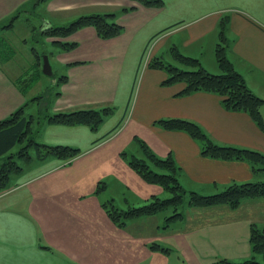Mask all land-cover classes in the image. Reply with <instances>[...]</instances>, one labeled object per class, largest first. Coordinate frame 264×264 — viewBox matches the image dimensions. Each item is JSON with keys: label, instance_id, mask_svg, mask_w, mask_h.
<instances>
[{"label": "crops", "instance_id": "0c3cea01", "mask_svg": "<svg viewBox=\"0 0 264 264\" xmlns=\"http://www.w3.org/2000/svg\"><path fill=\"white\" fill-rule=\"evenodd\" d=\"M31 1L0 0V26L10 24L3 21ZM163 1L162 7L137 0L48 1V13L62 12L74 21L83 15L113 12L124 27L123 33L109 39L100 38L93 26L61 38L76 46L60 47L57 53L67 79L59 84L48 112L106 106L114 107V112L97 130L82 123L40 125L39 142L70 145L80 154L67 160L33 159L13 178V185L0 193V264H171L173 253L187 264H222L220 259L241 261L250 256L251 227H264V197L245 199L235 209L226 205L190 209L185 229L165 228L161 237L159 214L135 218L120 227L103 206L117 200L113 194L103 196L110 187L132 194L135 183L140 189L134 202L160 197L162 188L144 182L121 155L135 137L158 156L175 160L180 167L178 178L187 190L210 194L234 182L264 178V171L258 172L251 162L205 156L200 141L158 123L168 118L192 120L217 144L264 153V130L248 113L226 109L213 92L181 94L185 84H164L166 70L149 62L142 65L141 60L154 40L153 59L163 60L169 44L198 58L208 71L207 58L221 69L216 48L223 33L227 58L248 87L264 98V0ZM48 21L47 25L53 23ZM18 79L7 77L0 86V121L26 102ZM128 123L135 128L125 136L123 128ZM138 130L142 137L135 133ZM91 156L96 162H87ZM158 242L169 250L153 247Z\"/></svg>", "mask_w": 264, "mask_h": 264}, {"label": "trees", "instance_id": "16d2710c", "mask_svg": "<svg viewBox=\"0 0 264 264\" xmlns=\"http://www.w3.org/2000/svg\"><path fill=\"white\" fill-rule=\"evenodd\" d=\"M37 1L39 3L43 0ZM137 1L149 7H162L164 5L163 0ZM125 10L129 9L125 8ZM18 14L19 12L11 17L10 24L5 27L12 25V21L18 17ZM115 16L116 13L113 12L83 15L69 25L47 27L43 33L56 37H67L83 27L93 26L100 38L109 39L120 35L124 31V27L114 20ZM56 42L64 49L76 46L75 42L60 40ZM225 43L226 38L222 33L221 41L216 48V57L222 70L221 73H211L201 64L198 58L184 55L176 48L175 58L179 60L181 66L166 64L161 58H154L150 66L166 70L168 77L163 81L164 84H185L184 89L180 92L181 94L186 95L198 91L216 93L221 97L222 104L226 109L248 113L264 130V118L261 112L264 98L255 94L245 83L243 76L234 68L226 56ZM36 71L38 72V68H36ZM66 79L67 76L62 75L59 84L66 81ZM16 83L21 91L25 93L26 91L20 86L21 78ZM34 99L41 101L42 96H34L32 100ZM26 105L19 107L9 117L0 121V193L9 189L13 185V178L22 174L25 165L31 163L36 157L44 159L53 156L67 160L80 154L78 148L70 145H49L39 142L36 139V133L41 124L73 125L82 123L89 125L93 130H97L105 118L114 112V107L106 106L100 109H81L51 114L46 107H41L34 115L26 113ZM158 123L167 130L183 131L200 141L203 145L202 153L205 156L221 160H247L253 164L258 172L264 171V153L249 148L217 144L210 139L198 123L192 120L168 118L160 119ZM135 141L139 144L142 154L129 155L125 151L121 155L144 181L160 186L163 190L171 193V196L161 198L153 195L150 202L141 206H131L127 209L119 208L112 200L104 203L106 213L120 227H124L132 219L160 214L170 208L173 209V213L166 217L167 227H169L170 222L184 220L186 215L181 210V206L185 203V196L187 195L189 199L185 208L188 209H205L221 205L235 209L245 199L264 197V180L245 183L234 182L224 190L210 194L187 190L178 178L180 167L171 156L162 158L155 154L144 140L135 137ZM32 148L36 150V156L34 157L31 154ZM249 242L251 253L248 258L241 261L220 259L218 263L264 264V227L261 228L257 224H253ZM153 247L163 251L169 250V248L162 247L159 244Z\"/></svg>", "mask_w": 264, "mask_h": 264}, {"label": "rangeland", "instance_id": "374dc122", "mask_svg": "<svg viewBox=\"0 0 264 264\" xmlns=\"http://www.w3.org/2000/svg\"><path fill=\"white\" fill-rule=\"evenodd\" d=\"M48 1L49 0H43L37 3L38 2L37 0H32L31 2L28 3V5L23 6V8H21L18 11L19 12L18 17L12 21V25L6 27L7 29L4 28L6 25L0 26V86L5 84L7 77L21 78L20 86L24 91H26L23 94L26 96L25 104H27L26 105L27 114L30 113L36 114L39 110V107L42 106L43 104L44 107H47L51 111L54 105L53 101H55V98L57 97V91L60 90L59 87L60 77L64 74V69L57 59V55H58L57 53L60 50V46L57 45L56 41L57 40L62 41L61 38L65 39L66 37L45 35L43 31L45 30V28L50 26L69 25L73 20H69V17L66 16V14H63L62 12H57L54 14L48 13L47 12V5L49 4ZM34 3H37L36 9H34L33 6ZM18 12H16V14ZM8 19L3 22L8 23L10 21V19L9 20ZM49 19L53 20V23L47 25V23H49L48 21ZM115 21L117 22V20ZM152 43L154 44V40L151 42L145 55L143 53V58L141 59L142 65L148 62L149 64H151V62L154 60L151 57ZM176 52L177 51H175V47L170 46L169 48V44H168V46L165 49V53L162 55L164 57L163 60L165 61L166 64L181 66L179 60L175 58V55L177 54ZM45 55L49 56V60L53 68V76H48L43 73L42 62L44 61ZM36 62L38 63L35 66ZM207 66L210 72L217 71V72H213L215 74L222 72L221 69H217V67L213 66V64L209 62L208 58H207ZM35 67L38 68V72L36 71ZM34 96H42V100L41 101L39 99L32 100ZM261 112L264 118V104L261 107ZM132 124L130 126V123H128V125L126 124L125 127L123 128L124 129L123 133L125 136L127 135V133L128 134L133 133L131 129L135 127ZM117 132L119 131L116 130L113 133L112 138L115 136ZM204 132L210 137V139H212L206 130H204ZM135 133H137L139 137L143 136L141 130H138ZM212 141L214 140L212 139ZM126 150L129 153V155L142 154V150L136 141L135 142L133 141V143L129 144ZM31 154L33 155V157L36 156L35 148L31 149ZM89 160L90 161L87 162H96L95 156L89 157ZM259 179L260 178H258L256 181H258ZM262 179L264 180V178ZM138 186L140 185L135 183L133 186L132 194L127 193L125 195L121 193L120 188L110 187L108 192L103 196L107 197L108 195L113 194V196L117 199L115 202L116 205L121 208L127 209L129 207V203L130 204L134 203L132 204L134 206H141L147 203V201L134 202L138 197L137 191L140 189ZM154 188L155 187L153 186H149L150 190H153ZM222 190L224 189H220L219 191ZM170 196L171 193L161 189L160 191L161 198H168ZM125 198L129 200V203L126 202L127 200ZM188 199L189 196L188 195L185 196V203L181 206V210L184 211L186 215V218L184 220H177L175 222H170L169 227H167L166 217L173 213L172 208L166 211H162L157 216L158 224H160L161 226L160 227L161 230H159L160 237L166 233L167 229L182 230L183 228L184 229L186 228L189 222V221L186 222L187 221L186 219L188 216V212L190 210L188 208H185L187 206L186 204ZM165 226H166V230H165ZM160 243L161 242H158V244ZM175 258H177V261H175ZM174 261L177 262V264H187L186 262L183 261V259L178 258V253H173L171 257V264H173Z\"/></svg>", "mask_w": 264, "mask_h": 264}, {"label": "water", "instance_id": "95a60500", "mask_svg": "<svg viewBox=\"0 0 264 264\" xmlns=\"http://www.w3.org/2000/svg\"><path fill=\"white\" fill-rule=\"evenodd\" d=\"M43 73L48 76H53V68L49 60V56L45 55L43 61Z\"/></svg>", "mask_w": 264, "mask_h": 264}]
</instances>
